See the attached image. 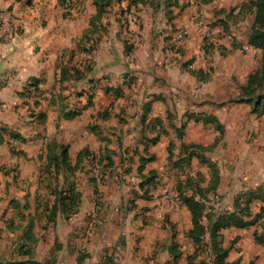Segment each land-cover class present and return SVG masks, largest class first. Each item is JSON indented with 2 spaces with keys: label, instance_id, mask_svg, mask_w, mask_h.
I'll return each mask as SVG.
<instances>
[{
  "label": "crops",
  "instance_id": "obj_1",
  "mask_svg": "<svg viewBox=\"0 0 264 264\" xmlns=\"http://www.w3.org/2000/svg\"><path fill=\"white\" fill-rule=\"evenodd\" d=\"M95 1L74 0L67 8L63 0H0L16 29L11 41L0 43V264H215L210 247L189 236L190 209L182 201L149 200L141 183L152 173L159 184L168 182L164 178L172 174L175 188L183 178L175 163L188 157L193 145L204 147L198 152L203 157L212 149L213 139L201 140L203 128L213 125L189 113H213L225 128L220 116L226 101H219L216 113L210 108L219 105L213 96L227 92L232 72L242 69L232 57L257 54L256 67L232 88L239 95L262 56L248 43L254 20L242 8L248 0L227 5L193 0L188 6L179 0L172 12L114 0L93 27ZM203 18L213 22L215 46L208 47L199 32L196 21ZM137 27L141 44L128 52ZM180 32L186 39L176 52L171 45ZM79 45L93 47L92 54ZM222 66L224 73L218 70ZM34 78L43 80L37 92H28ZM90 93L91 104L80 115L63 116L66 109L86 106ZM104 111L106 117L100 115ZM239 118L228 127L230 143H244ZM3 127L26 141L11 138ZM213 128L214 136L221 133ZM53 142L67 147L71 170L49 163L47 145ZM83 151L90 154L80 159ZM197 162L204 164L196 154L186 170L191 173ZM202 173L208 183L209 172ZM71 183L79 204L67 216L58 195ZM133 194L139 201H127ZM93 213L98 222L87 235ZM254 226L222 230L227 262L264 264V244L254 236L261 231ZM204 238L209 243L208 232Z\"/></svg>",
  "mask_w": 264,
  "mask_h": 264
},
{
  "label": "trees",
  "instance_id": "obj_2",
  "mask_svg": "<svg viewBox=\"0 0 264 264\" xmlns=\"http://www.w3.org/2000/svg\"><path fill=\"white\" fill-rule=\"evenodd\" d=\"M113 1L114 0L95 1V4L97 6V14L91 20V25L93 27H95L96 22L101 19L106 9L111 5ZM202 1L207 2L209 0ZM63 2L64 4H66L67 8H71L72 6H74V0H63ZM132 2L149 3L155 8L158 7V4H156V0H132ZM162 2H164L163 6L167 5L165 7H167L169 10H171V7L174 4L176 6L179 5V0H162ZM242 8L246 12H250L254 16L253 24L248 34V43L253 47L261 49L262 56L259 67L255 71L250 73L246 83L241 85V92L237 98V101L242 103L254 102L256 105V107L253 109L254 112L258 113L259 115H264V0H248L243 3ZM170 18L172 17L170 16ZM205 41L208 47L215 46V44L211 40L205 39ZM79 48L82 52H85L87 54H92V50L94 49L93 47L86 48L81 47L80 45ZM171 48L172 50L175 49L176 52L181 50L180 47L176 48V44L174 42L171 45ZM134 49L135 47L132 44V38H130V43H128L127 51L132 52V50ZM81 75L82 72L80 71V69L75 67L74 76L76 78H79ZM42 80V78L32 79L26 87L27 91L37 92ZM110 90L111 89H108V91ZM119 92V89H116V95H119ZM92 96L93 93H90L89 102L86 106L74 109H66L63 113V116L67 119H72L80 115L82 111L91 104ZM35 103L39 104V101H35ZM100 115L106 117L107 111H104ZM39 117L43 121L46 118V114L44 112H41L39 114ZM188 117L195 118L196 120H202L205 124L210 123L221 132H223L224 130L223 125L214 115L189 113ZM1 130L8 132L11 138L26 141L25 137L21 136L19 133L9 130L8 128L3 127ZM179 135H182V133L179 132ZM47 150L49 152V163L54 164L56 169L60 167L61 163L68 169H72L69 161L68 149L66 146L53 142L47 145ZM203 150V146L197 144L193 145L190 155L188 157L181 158L179 162L175 163L176 167H180L182 169L181 175L185 176V179H182L180 177V179L177 181L175 191L179 195L178 199H180V201H182L190 209L192 214L193 228L190 230L189 236L200 247L202 245H207L210 247L212 255L215 258V264H239V261H226L229 249L223 247V235L221 232L222 230L230 227L246 228L254 225L261 217L263 218V216L260 214H256V216L253 217L251 210V205L255 200L261 199V201L264 202V197L260 195L262 186L249 188L246 192L238 193L235 201H233V209L223 212H215L211 207L207 206L206 202L209 200V191H216L218 189L220 180L218 173L220 170L217 162H215L214 160H208L206 157H203L198 153L199 151ZM86 154L89 155L90 152L83 151L79 155V158L81 159V157ZM196 154L198 155V158L202 162L206 163L209 167L210 187L208 189L207 187L203 186V183L206 182L207 178L202 172H198L196 175H193L188 170H186V166H191L192 157ZM94 158H96V156ZM97 165L100 166L99 162H97ZM100 170L102 173L101 179L105 180V169L100 167ZM157 177V173H152L149 176H146V179L141 183L145 194L151 191L152 187L155 188L159 185ZM213 178L215 179L214 181ZM145 185H149V187L145 188ZM144 196L148 199H151V197H148L146 195ZM58 198L60 203L63 205L67 216H70L76 211L79 204V194L76 190L75 184L71 183L65 190L59 192ZM55 211L56 207H53L52 213H55ZM207 232L210 239L209 243L206 244L204 237ZM254 236L258 243L264 244V229L261 232L255 231ZM250 264H254V262H251Z\"/></svg>",
  "mask_w": 264,
  "mask_h": 264
},
{
  "label": "rangeland",
  "instance_id": "obj_3",
  "mask_svg": "<svg viewBox=\"0 0 264 264\" xmlns=\"http://www.w3.org/2000/svg\"><path fill=\"white\" fill-rule=\"evenodd\" d=\"M180 1L185 6H188V4L193 3V0ZM222 2L227 5L229 3L236 2V0H223ZM156 4H158V7H161L164 5V2H162V0H156ZM182 4L181 6H183ZM165 6L164 8L168 9ZM173 6L176 7L175 4ZM218 7H220V4ZM170 11H173L172 8ZM210 19L211 18H203L201 20L198 19L196 21L198 24L199 32L202 34L204 40L206 39V35L202 28L203 25L201 26V24L205 22L209 25H212L213 22H208L210 21ZM183 36L186 39L185 33H183ZM184 43L185 40L183 44ZM247 54L250 56V58L249 56H247ZM256 60L257 54L254 52H245L242 55L240 53L239 56L234 55V57H232V60L230 62H232V64L239 65L237 67L238 69L241 66L242 69H239L235 73L232 72V80H229L230 83L227 84V92L225 91L217 94V96H213L212 99H216L219 105H211L210 108V112L216 113L217 111L221 110H218L217 108H221L222 105L219 103V101H226L224 103L226 108L221 110L222 114L220 116L223 119L222 121L224 122L225 128L223 132L217 134V136H214V132L216 130L213 128V126H211L210 128L209 126L203 128L205 139L201 141L206 143L208 139H213V142L209 143L212 146V149L204 151L205 155L208 160H214L215 162H217L220 170L218 173L220 179L218 189L216 191H209V200L206 202L207 206L211 207L215 212H223L226 210L233 209V201H235L238 193L246 192L249 188H256L257 186H262V191H260V195L264 197V115H259L258 113L254 112L253 109L256 107L254 102L250 104L240 103L237 101V98L239 96L237 92H232V88L238 86V84L241 82V77H244V79H246L248 72L250 70L252 71L253 66L256 67ZM225 69L227 68L222 66V69L218 70L224 73V71H226ZM234 69L233 71H235ZM203 114L210 113L204 111ZM211 115L214 114L211 113ZM238 116L241 117L239 119L244 124V127H242L241 129L244 130L245 134L244 143L239 142L240 140L237 141V143H230L229 138L231 137L229 136L231 135V133L230 130H227L228 127L230 128L231 124L233 127H235L234 120H236V117L238 118ZM226 125H228L227 128ZM222 133H224V135ZM234 133H236L235 130H232V134ZM225 137L229 141H223V138ZM197 163V168H191V173L193 172V175H196L199 171L204 172L206 174L207 172H209L205 163ZM97 169H99L98 166ZM184 177L185 176H183L182 179H185ZM164 179H166L168 182L159 184L156 188L151 189V191H149L145 195L151 197V199H149L151 201H166V205H169V203H172V201H180V199H178L179 195L174 188L175 177H173L171 174L170 177H165ZM214 180L215 179L213 178V181ZM101 181L106 182V180L102 179ZM203 186L207 187L208 189L210 187V180L208 183L204 182ZM127 201H139V199H137V196L133 194L132 196H130V198L128 196ZM251 208L253 217H255L256 214H260L263 216V218H260L263 220L257 221L254 226L258 228V230L262 231L264 229V202H262L261 199H257L252 203Z\"/></svg>",
  "mask_w": 264,
  "mask_h": 264
},
{
  "label": "built area",
  "instance_id": "obj_4",
  "mask_svg": "<svg viewBox=\"0 0 264 264\" xmlns=\"http://www.w3.org/2000/svg\"><path fill=\"white\" fill-rule=\"evenodd\" d=\"M11 19L12 17H11L10 12L8 10L0 8V43L9 42L13 39L16 29L12 25ZM201 26L205 32L206 39L210 40L212 38V33H213L212 25H209L203 22ZM131 38H132V44L134 45L135 48H137L141 44V41H142V33L139 27L133 30L131 34ZM184 40L185 38L183 36V33L182 32L178 33L176 40H175L176 48L181 47L183 45ZM163 202H166V201H163ZM97 222H98V215L97 213H93L92 219H91V225H90V228L88 229L87 235H90V232L92 231L93 227L95 226ZM87 242H88V239L82 246V251H81L82 254H85L87 251ZM104 264H112V261H107Z\"/></svg>",
  "mask_w": 264,
  "mask_h": 264
},
{
  "label": "water",
  "instance_id": "obj_5",
  "mask_svg": "<svg viewBox=\"0 0 264 264\" xmlns=\"http://www.w3.org/2000/svg\"><path fill=\"white\" fill-rule=\"evenodd\" d=\"M30 262H32L34 264H44V263H41V262H38V261H34V260H31Z\"/></svg>",
  "mask_w": 264,
  "mask_h": 264
}]
</instances>
